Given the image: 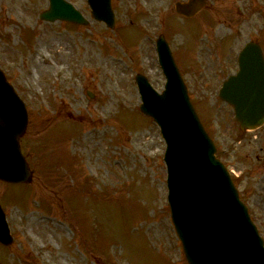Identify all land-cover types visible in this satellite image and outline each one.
Wrapping results in <instances>:
<instances>
[{"label":"rangeland","instance_id":"374dc122","mask_svg":"<svg viewBox=\"0 0 264 264\" xmlns=\"http://www.w3.org/2000/svg\"><path fill=\"white\" fill-rule=\"evenodd\" d=\"M67 1L87 25L43 21L49 0H0V70L29 110L20 141L33 172L21 186L0 180L15 237L0 245V262L188 264L168 202L166 142L140 111L135 82L142 74L164 91L161 34L264 239V127L240 132L218 96L236 52L264 47V0H207L191 19L176 10L184 0H112L113 29L88 0Z\"/></svg>","mask_w":264,"mask_h":264},{"label":"water","instance_id":"95a60500","mask_svg":"<svg viewBox=\"0 0 264 264\" xmlns=\"http://www.w3.org/2000/svg\"><path fill=\"white\" fill-rule=\"evenodd\" d=\"M42 14L50 21L86 23L83 15L65 0H50ZM93 15L113 25L110 0H89ZM201 0L178 5L193 15ZM161 64L167 77L166 90L158 95L138 77L141 109L159 124L167 142L169 202L176 231L189 264H264V245L241 203L231 176L215 156L216 148L206 134L175 68L167 44L158 42ZM241 71L226 81L222 97L235 107L243 130L264 123V57L260 46L249 43L240 55ZM28 117L24 104L0 71V179L27 181L29 173L20 155L19 137ZM0 241L12 242L0 206Z\"/></svg>","mask_w":264,"mask_h":264},{"label":"flooded vegetation","instance_id":"af4514ba","mask_svg":"<svg viewBox=\"0 0 264 264\" xmlns=\"http://www.w3.org/2000/svg\"><path fill=\"white\" fill-rule=\"evenodd\" d=\"M237 60H238V54L235 55V63H236L237 66L235 68H233L234 70L237 69V70H235L236 73L238 71V62H237ZM261 151L264 153V143H263V148H261ZM257 158L260 159V160H262V157L259 156V155L257 156Z\"/></svg>","mask_w":264,"mask_h":264}]
</instances>
